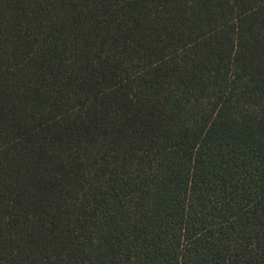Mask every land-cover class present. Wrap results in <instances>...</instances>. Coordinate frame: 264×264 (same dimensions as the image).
Returning <instances> with one entry per match:
<instances>
[{
  "label": "trees",
  "instance_id": "16d2710c",
  "mask_svg": "<svg viewBox=\"0 0 264 264\" xmlns=\"http://www.w3.org/2000/svg\"><path fill=\"white\" fill-rule=\"evenodd\" d=\"M0 264H264V0H0Z\"/></svg>",
  "mask_w": 264,
  "mask_h": 264
}]
</instances>
